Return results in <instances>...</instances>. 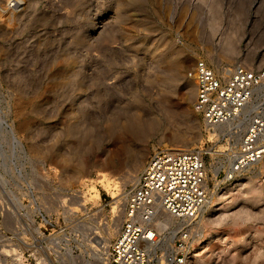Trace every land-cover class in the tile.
I'll return each mask as SVG.
<instances>
[{"label":"rangeland","instance_id":"obj_1","mask_svg":"<svg viewBox=\"0 0 264 264\" xmlns=\"http://www.w3.org/2000/svg\"><path fill=\"white\" fill-rule=\"evenodd\" d=\"M197 59L264 71V0H24L0 11V264H100L96 241L121 224L112 193L125 196L128 173L175 140L207 152L214 202L189 264H264V158L220 183L225 143L193 111L186 77Z\"/></svg>","mask_w":264,"mask_h":264},{"label":"built area","instance_id":"obj_2","mask_svg":"<svg viewBox=\"0 0 264 264\" xmlns=\"http://www.w3.org/2000/svg\"><path fill=\"white\" fill-rule=\"evenodd\" d=\"M23 3L3 0L0 11L19 12ZM186 77L195 89L193 111L208 132L217 130L213 138L225 143L222 153L228 162L220 183L233 181L264 157V71L197 59ZM222 126L228 127L218 131ZM206 155L193 148L164 149L148 157L119 206L116 234L94 251L99 263L188 264L204 236L202 211L210 197ZM160 214L172 224L160 227Z\"/></svg>","mask_w":264,"mask_h":264},{"label":"bare ground","instance_id":"obj_3","mask_svg":"<svg viewBox=\"0 0 264 264\" xmlns=\"http://www.w3.org/2000/svg\"><path fill=\"white\" fill-rule=\"evenodd\" d=\"M9 18V17H8ZM131 121V120H130ZM130 121H129V124H130ZM136 122V121H135ZM128 124V123H127ZM138 124H136V126H137ZM141 125V124H140ZM124 126H126V127H124ZM123 126V129L125 130V128H126V130L127 131H131L129 128H130V126L129 125H124ZM134 126V125H133ZM132 127V126H131ZM228 126H222L221 128H219L218 130L219 131H221L222 129H226ZM135 129V128H134ZM134 129H132V132H133V130ZM215 131H217V130H214V132ZM134 132H136V130L134 131ZM189 145V143L188 142H186V141H181V140H178V141H173V143H172V148L170 149V150H179L181 147H186V146H188ZM181 150V149H180ZM264 158V157H263ZM262 158V159H263ZM261 159V160H262ZM260 160V161H261ZM138 170V169H137ZM137 170H134L132 173H128V176L125 178L126 180V182H135V180H136V173H137ZM99 178L100 179H98L99 181H96L101 187H103V189L105 190V189H107V190H109V187H110V185H111V183H112V189L114 188V190H117L118 191V186H117V183L116 182H111L110 181V179L107 177L106 178V175L103 173H101V174H99ZM98 178V177H97ZM71 179V178H70ZM92 190H93V187L91 188ZM90 190V189H89ZM120 191V190H119ZM96 193V192H95ZM125 194V193H124ZM96 195V194H95ZM120 194H117V195H114L113 193H112V197H111V199H112V205H111V213H117L118 211H117V209H118V205L120 204V202L122 201V200H124V197L125 196H121ZM220 196V195H219ZM219 202V201H218ZM122 203V202H121ZM217 203V202H216ZM120 206V205H119ZM214 206V202H213V199L211 200V199H208V201H207V203H206V205L204 206V208H203V211H204V209L206 208V207H213ZM202 211V212H203ZM120 216H121V214H119V217H118V215L117 216H115L116 218H118L119 219V221H120ZM235 221V222H234ZM115 222H116V220H115ZM172 220L169 218V217H167V216H165L164 214H160L159 216H158V219H157V223H158V225L160 226V227H162V228H164V227H166V226H169V225H171L172 224ZM233 222H234V224L236 223V220H233ZM242 222V221H241ZM116 223H119L120 224V222H118V220H117V222ZM116 223H113L114 225L116 224ZM112 224V225H113ZM236 224H239V223H236ZM110 226V224L107 226L106 225V229L108 228ZM118 224H116L115 225V229L114 230H112L113 232H115V234H116V232H117V229H118ZM237 226V225H236ZM113 227V226H112ZM242 233V232H241ZM111 231L109 232V239L111 240L112 239V237H111ZM114 234V235H115ZM237 234V233H236ZM246 235H247V237H246ZM107 236V234H105V235H102L101 236V239L100 240H98L97 241V244H98V246L99 247H106L107 245H108V243H109V241H105V239L107 238L106 237ZM105 238V239H104ZM251 238H252V236L250 235V234H245V238H242V239H240V240H235V241H233L234 242V246H240V247H242V246H244V245H247V243H249V241H251ZM165 242H164V244L166 245V244H168V243H170L171 242V239H172V236L171 235H169V236H166L165 238ZM106 240H108V239H106ZM206 246V245H205ZM205 246H204V248H205ZM194 251H196L195 249H194ZM195 253V252H194ZM189 261L190 260H188V264H189ZM100 264H101V262H100Z\"/></svg>","mask_w":264,"mask_h":264}]
</instances>
